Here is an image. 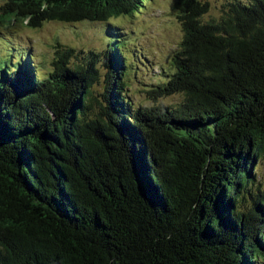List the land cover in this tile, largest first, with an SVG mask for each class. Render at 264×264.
Returning <instances> with one entry per match:
<instances>
[{"label": "trees", "instance_id": "1", "mask_svg": "<svg viewBox=\"0 0 264 264\" xmlns=\"http://www.w3.org/2000/svg\"><path fill=\"white\" fill-rule=\"evenodd\" d=\"M143 5L3 0L0 22L109 23ZM174 8L173 72L149 90L174 104L127 101L110 27L82 61L57 44L44 78L25 57L0 68V264H264V0Z\"/></svg>", "mask_w": 264, "mask_h": 264}, {"label": "rangeland", "instance_id": "2", "mask_svg": "<svg viewBox=\"0 0 264 264\" xmlns=\"http://www.w3.org/2000/svg\"><path fill=\"white\" fill-rule=\"evenodd\" d=\"M207 1L209 10L205 18L218 16L227 2ZM2 2L0 0V5ZM108 22L64 23L49 20L31 28L9 18L0 22V68L12 67L25 57L34 65L32 68L35 74L44 78L52 68L55 52L59 49L57 44L74 48L78 51V60L82 61L88 51L106 49V43L111 37L105 34V28L110 27L127 63L124 75L126 87L124 92L122 90L124 96L128 97L127 101L135 106L178 102L180 93L156 100L149 93L161 79L171 76L174 68L172 57L178 54L180 48L183 32L175 12L174 0H144L143 7L131 15L114 17ZM99 68L102 78L95 86V94L101 92L106 66L101 62ZM253 168L256 182H259L261 188L264 187V156Z\"/></svg>", "mask_w": 264, "mask_h": 264}]
</instances>
